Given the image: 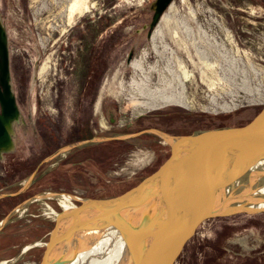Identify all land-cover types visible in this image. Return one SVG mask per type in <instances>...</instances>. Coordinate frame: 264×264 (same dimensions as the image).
<instances>
[{"label":"rangeland","instance_id":"obj_1","mask_svg":"<svg viewBox=\"0 0 264 264\" xmlns=\"http://www.w3.org/2000/svg\"><path fill=\"white\" fill-rule=\"evenodd\" d=\"M155 1L0 0L21 112L11 147L0 150V264L39 261L61 209L52 194H68L73 204L112 196L156 169L170 146L144 129L241 125L264 104V0H170L158 16ZM159 29L164 38L155 42ZM198 50L213 62L206 80ZM135 60L151 86L167 81L168 66L182 77L183 63L193 74L185 81L193 107L142 109L146 97L130 85L139 75ZM216 103L236 107L213 111ZM96 136L106 138L57 152ZM177 264H264V211L206 218Z\"/></svg>","mask_w":264,"mask_h":264},{"label":"water","instance_id":"obj_2","mask_svg":"<svg viewBox=\"0 0 264 264\" xmlns=\"http://www.w3.org/2000/svg\"><path fill=\"white\" fill-rule=\"evenodd\" d=\"M169 2L156 0L155 15L161 14ZM6 43L0 22V150L12 141L6 122L19 112L10 82ZM143 131L155 132L168 142L170 151L165 160L119 194L84 197L69 208L61 206L36 264H67L80 252L77 243L83 236L103 229L123 234L132 220L140 229L149 264H177L206 218L264 211L246 206L248 196L240 194L243 184L264 170V104L241 125L188 134H170L155 128ZM99 138L106 137L77 140L57 152ZM231 186L232 197L226 206H221V193ZM131 235L127 231L126 240Z\"/></svg>","mask_w":264,"mask_h":264},{"label":"bare ground","instance_id":"obj_3","mask_svg":"<svg viewBox=\"0 0 264 264\" xmlns=\"http://www.w3.org/2000/svg\"><path fill=\"white\" fill-rule=\"evenodd\" d=\"M0 22L2 23L1 16ZM184 28V33L189 38L192 34V29L190 27ZM157 38H160L161 40L164 38V33L161 29H159L155 33V42L157 41ZM163 47L165 49L166 44H164ZM170 52L171 55L175 54L174 50ZM198 52L201 58V62L206 65V67L204 66V68L201 70L202 79L206 80L205 76H208V71H206V68L210 67L213 62L205 52H203L202 50H198ZM160 53L163 54V52ZM177 62L181 64L179 68L181 69V72L183 74L182 77L175 74L174 69L168 66L167 70L171 74V77L169 76V78L167 76V81L163 85L156 84L154 86H151L150 84L149 78L151 76H149L148 74L145 75L144 73L142 61L135 60L133 62L135 71H138L139 75L137 76L138 78H133V81L130 83V85L132 87L133 93H138L139 95H143L144 97H146L141 105L142 109H152L170 104H176L187 108L193 107L194 102L192 100L190 101L185 93V81L191 79L193 77V74L179 60ZM152 69H157L156 65L151 66V70ZM210 85L212 84L210 83ZM178 88H181V90H179ZM213 101H215V98L213 99ZM213 101L212 104H214ZM235 107L236 104H224L222 106H219L216 103L213 107V111H218L219 109L230 110ZM210 108L211 107H208L206 109ZM20 118L21 112L19 110L18 113L8 119V121L6 122V127L9 134L12 135V132L16 130L15 125L19 122ZM11 145L12 141H7V144H5L3 148H8ZM257 174L262 175L254 176L253 178H250L249 182L243 184V187L240 190V194L248 196V201L245 202L246 204L244 203L246 206H254L262 209L264 208V170L261 173L257 172L255 175ZM233 187L234 186L227 187V189H225L221 193V206H226L229 203V199L233 194ZM256 189H259L260 192H254L255 194H251ZM52 195L58 198L60 202L59 204L61 206L69 208L73 205V203H71L68 199L70 198L68 194L54 193ZM56 213L57 212L53 211L54 218ZM132 221L133 222L127 224V227L125 228V231H123V234L116 229H103L100 232L95 231L88 236H83V239L77 243V248L79 247L80 252L67 264H149L147 254L145 253V245L143 238L141 237L140 229L136 228V221ZM127 231H131L132 235L126 240L125 235L127 234Z\"/></svg>","mask_w":264,"mask_h":264},{"label":"built area","instance_id":"obj_4","mask_svg":"<svg viewBox=\"0 0 264 264\" xmlns=\"http://www.w3.org/2000/svg\"><path fill=\"white\" fill-rule=\"evenodd\" d=\"M225 33H224V38L225 39H227V41L229 42V41H233V38H232V34L230 33V31L227 29V28H225ZM229 32V33H226V32ZM208 34V33H207ZM215 35H217V34H215ZM200 36V35H199ZM209 36V35H208ZM203 36H201V38H202Z\"/></svg>","mask_w":264,"mask_h":264},{"label":"crops","instance_id":"obj_5","mask_svg":"<svg viewBox=\"0 0 264 264\" xmlns=\"http://www.w3.org/2000/svg\"><path fill=\"white\" fill-rule=\"evenodd\" d=\"M143 26H146V25H143ZM137 30L139 31V28H138ZM34 245H39V243H38V242H36ZM34 245H33V246H34Z\"/></svg>","mask_w":264,"mask_h":264}]
</instances>
